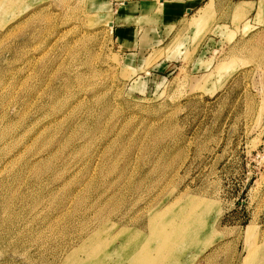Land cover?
<instances>
[{"label":"rangeland","instance_id":"374dc122","mask_svg":"<svg viewBox=\"0 0 264 264\" xmlns=\"http://www.w3.org/2000/svg\"><path fill=\"white\" fill-rule=\"evenodd\" d=\"M109 1L0 0V264H264V18Z\"/></svg>","mask_w":264,"mask_h":264},{"label":"crops","instance_id":"0c3cea01","mask_svg":"<svg viewBox=\"0 0 264 264\" xmlns=\"http://www.w3.org/2000/svg\"><path fill=\"white\" fill-rule=\"evenodd\" d=\"M211 0H111L113 9L112 28L115 40L119 46L133 43L138 36L137 21L151 20L153 15H159L174 22H181L187 16L198 10L204 9ZM215 1V0H214ZM231 2L236 10V15L245 14L246 20L264 18V0H216L224 4ZM223 2V3H222ZM263 16V17H262ZM264 21V20H263Z\"/></svg>","mask_w":264,"mask_h":264}]
</instances>
